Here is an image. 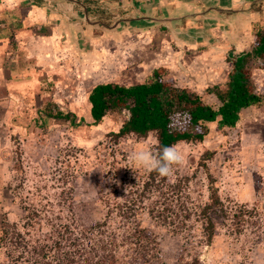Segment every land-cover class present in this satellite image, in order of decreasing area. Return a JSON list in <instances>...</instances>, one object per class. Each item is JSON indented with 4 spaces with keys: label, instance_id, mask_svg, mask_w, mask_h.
Returning <instances> with one entry per match:
<instances>
[{
    "label": "rangeland",
    "instance_id": "374dc122",
    "mask_svg": "<svg viewBox=\"0 0 264 264\" xmlns=\"http://www.w3.org/2000/svg\"><path fill=\"white\" fill-rule=\"evenodd\" d=\"M148 3L153 6L154 0H148ZM263 4L261 2V6ZM263 9L258 10V16L251 14L243 24L236 23V27H246L254 38L256 31H264ZM248 21L251 23L247 26ZM252 36L249 49L255 48ZM151 40L147 36L139 41L133 34V37L125 39V50L120 51L118 56L113 51L115 44L103 40V57L95 61L106 64L101 63L105 66L102 69L111 67V73L107 75V71L102 72L100 80L126 85L149 81L154 69L165 67L159 65L166 61L162 59L161 53L151 54L147 62L142 61V48L139 47L151 44ZM12 44L8 56L5 55L7 63L17 59V44L14 41ZM239 45L238 41H234L227 47L225 58L213 65L216 74L207 73L205 76L197 60L188 64L186 61L181 62L178 71L174 66L176 61H170L169 65L173 69L168 72L165 67L167 72H164V80L173 83V87H184L198 93L206 103L217 106L220 101L208 88L216 83L224 86L226 75L239 55L237 53L249 47L248 44ZM49 47L38 46L37 54L19 56L22 64L25 60L35 64L38 81L34 87L31 79L19 80L18 73L13 77L11 72L0 71V232L3 223L8 222L16 224L25 232L29 229L33 239L36 235L44 237L49 232L54 234L55 227L51 225L65 222L67 218L77 224L76 230L102 219L107 207L101 201L100 194H111L114 180L124 177L127 181L132 174L129 168L138 175L136 178L143 180L145 170L133 168L129 154L138 146L156 152L154 133L144 138L127 135L117 142L109 140L108 133L116 131L126 118L123 108L108 112L98 125H86V122L90 123L91 117L85 94L87 87H92L98 79H92L93 72H89L88 78L84 74V87H81V73L74 75L79 69L78 63H73L76 67L73 71L68 53L65 55L58 50L55 54ZM247 52L251 55L245 57L241 67L246 70L254 92L261 96V101L242 109L233 127L220 128L215 121L206 124L208 132L202 140L176 143L175 146L185 156V163L177 167L171 176H192L186 189L189 201H203L209 193L208 172L201 165V161H204L225 202L231 204L242 201L249 207H256L254 215L258 222L253 224L246 221L239 234L233 233L226 224L219 226L210 243H206L198 231L195 236L191 230L181 232L171 224H165L162 217L150 218L148 210H142L137 218L148 226L158 243L155 250L157 257L147 263L264 264V57L254 53L255 50ZM50 58L70 64L64 67V71L54 73L60 76V80L54 82L56 86L48 74L45 78H39L44 75L40 69L46 62L50 63ZM85 61L92 65L93 57L85 58ZM135 62H138L137 65ZM71 69L72 77L66 73ZM21 74L28 76L26 70ZM58 112L70 114L74 123H78L81 118L84 122L73 125L64 117L54 116ZM206 150L213 152L211 158H202ZM162 200V204L157 203V206L161 205L160 210L169 204L168 200ZM173 209L174 212L179 211L177 205ZM28 219L34 222L33 228H21L28 223ZM192 225L195 228L199 224L192 222ZM39 228H42L41 232L37 233L35 229ZM6 251L5 246L0 248V264H10Z\"/></svg>",
    "mask_w": 264,
    "mask_h": 264
},
{
    "label": "trees",
    "instance_id": "16d2710c",
    "mask_svg": "<svg viewBox=\"0 0 264 264\" xmlns=\"http://www.w3.org/2000/svg\"><path fill=\"white\" fill-rule=\"evenodd\" d=\"M254 40L252 51L264 57V31H256ZM250 55L244 52L235 57L224 86L217 83L209 86L208 91H212L220 101L217 106L206 103L198 93L184 87H173V83L164 80V72H167L164 67L154 69L149 81L129 85L115 81L97 83L90 87L87 94L91 121L86 125H98L108 112L123 108L126 118L116 131L108 133L109 140L117 142L127 135L144 138L154 133L156 152L179 141L202 140L208 132L206 124L215 121L220 128L233 127L242 109L261 101L246 70L241 67L245 57ZM176 113L190 114V123L182 131L169 128V117ZM54 116L64 117L73 125L84 122L81 118L74 123L68 113L58 112ZM212 156L213 152L206 150L202 158ZM201 165L208 172L209 180V193L205 200H199L201 202L189 201L186 189L192 177L190 175L161 177L156 171H145L141 180L129 168L132 174H126L127 181L124 177L116 179L111 194H100L107 207L102 219L76 230L77 224L67 218L65 222L51 225L55 227L54 234L36 235L34 239L29 229L25 232L16 224L4 222L0 248H7L10 264H152L147 261L157 257L155 250L158 243L148 226L137 218L142 210H148L150 218L162 217L165 224H171L181 232L191 230L195 236L198 231L206 243H210L219 226L226 224L233 233L239 234L246 221L256 224V207H249L242 201L226 203L218 193L207 164L201 161ZM109 178L112 179V176ZM161 198L162 201H169L162 210L159 209L161 205L157 206V203L162 204ZM176 205L179 211L174 212L173 206ZM34 214L37 216V213ZM28 220L21 228H33L34 222ZM192 222H197L198 227L194 228ZM41 229L35 231L38 233Z\"/></svg>",
    "mask_w": 264,
    "mask_h": 264
},
{
    "label": "crops",
    "instance_id": "0c3cea01",
    "mask_svg": "<svg viewBox=\"0 0 264 264\" xmlns=\"http://www.w3.org/2000/svg\"><path fill=\"white\" fill-rule=\"evenodd\" d=\"M261 2L264 0H154L151 6L148 0H0V71L11 72L13 77L18 73L19 80L31 79L34 87L38 81L35 64L27 60L22 64L19 56H33L37 54L38 46H50L55 54L58 50L65 55L68 53L70 64L78 63L79 69L74 75L81 73L82 79L78 80L81 87H84V74L88 78L89 72L94 73L92 79H98L95 84L105 82L100 80L102 72L107 71L108 75L111 67L102 69L105 63L95 61L103 57L101 43L103 40L113 42V51L118 56L125 50V39L134 34L139 41L147 36L152 39L151 44L139 47L144 62L151 54L161 53L166 61L159 66L164 65L168 72L173 69L170 61H176L174 66L178 71L181 62L188 64L197 60L205 76L207 73L216 74L213 65L218 64L234 41L249 46L247 50L241 49L237 56L253 49H249L250 30L243 26L238 28L236 23L243 24L251 14L258 16V10L264 8ZM261 12L264 13V9ZM250 23L248 21L247 26ZM12 41L17 44V61L7 63L5 55L8 56L11 50ZM218 45H223L221 47L225 50ZM172 46L170 53L166 54ZM89 57H93L92 65L85 61ZM49 60L50 63L46 62L40 69L44 75L39 78L48 74L56 86L54 82L59 81L60 76L54 73L64 71V67L70 64ZM72 67L75 71L74 64ZM24 70L28 76L21 74ZM66 73L71 74L72 69ZM90 89L87 87L86 99Z\"/></svg>",
    "mask_w": 264,
    "mask_h": 264
},
{
    "label": "clouds",
    "instance_id": "9594fccd",
    "mask_svg": "<svg viewBox=\"0 0 264 264\" xmlns=\"http://www.w3.org/2000/svg\"><path fill=\"white\" fill-rule=\"evenodd\" d=\"M169 120L170 130L182 131L190 123L191 117L189 113H176ZM129 161L133 168L156 171L161 177H170L177 167L184 165L185 156L175 145L165 146L156 153L147 147L138 146L129 154Z\"/></svg>",
    "mask_w": 264,
    "mask_h": 264
}]
</instances>
